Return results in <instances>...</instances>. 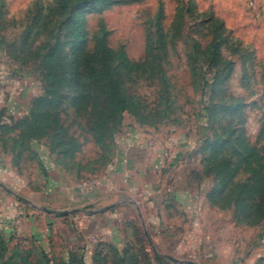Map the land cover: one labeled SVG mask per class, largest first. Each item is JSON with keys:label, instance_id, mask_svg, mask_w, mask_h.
<instances>
[{"label": "rangeland", "instance_id": "1", "mask_svg": "<svg viewBox=\"0 0 264 264\" xmlns=\"http://www.w3.org/2000/svg\"><path fill=\"white\" fill-rule=\"evenodd\" d=\"M161 9L157 52L165 80L158 67L117 75L126 93L153 110L149 122L125 114L121 124L99 128L105 102L96 76L103 67H85L88 89H60L56 113L66 134L26 128L21 150L11 139L23 131L18 122L52 90L47 44L58 32L62 50L52 68L71 76L72 36L56 0H0V122L15 127L0 131V181L14 192L0 187V228L11 250H32L30 264H264V226L238 224L229 207L209 201L215 178L201 155L223 131L264 144V0H116L87 13V49L101 35L142 61ZM56 135L81 144L73 158ZM109 179L115 188L108 199L59 201ZM89 205L67 217L44 211ZM14 262L26 264L22 255Z\"/></svg>", "mask_w": 264, "mask_h": 264}, {"label": "trees", "instance_id": "2", "mask_svg": "<svg viewBox=\"0 0 264 264\" xmlns=\"http://www.w3.org/2000/svg\"><path fill=\"white\" fill-rule=\"evenodd\" d=\"M56 1L63 8L66 15L65 19L68 20L69 34L72 36V73L71 76H68L66 72L57 73L53 71V58L58 49L62 50L60 36L57 32L54 36L55 43L47 44L48 49L44 56L48 69L46 78L50 82L52 90L36 101L35 107L28 117L18 122L17 126L23 127L19 138L11 137L21 150L24 147L22 139L28 135L24 131L26 128L32 127L37 135L53 129L59 134H66V130L61 127L56 113L60 103V89L69 84H73L81 93L88 89L85 80V67L91 66V69H94L100 64L103 67L100 74L96 76L97 86L100 88L105 102L104 110L100 114L101 124L98 125L99 128L110 121L113 125L121 124L125 114L134 116L139 122H149L154 115L153 110L140 97L124 91L118 82L117 75L119 72L124 70L137 73L146 71L150 67H158L162 80H165L166 77L163 69H161V55L157 52L160 48L159 45L162 46L164 43L162 9L157 18L158 30L148 34L144 59L134 61L124 49L111 47L105 36L98 35L96 37L94 50L90 51L86 47L89 38L87 13L93 10L101 11L116 3V0ZM40 18L38 16L37 21ZM212 45L216 47L214 59L221 61L217 52V43ZM210 48L207 49L210 50ZM226 64L229 65V63ZM79 98L82 99V96ZM2 129L4 132H12L15 127L0 122V131ZM54 139H59V146L69 145L70 148L64 151L69 158H73L75 152L81 148V144L73 137H67L68 143L61 135H56ZM201 155L203 158L202 165L207 174L215 178L213 186L208 191L209 201L219 207H229L238 224L264 226V144L260 146L252 144L244 133L238 134L236 130H230L227 134L223 131V135L206 142ZM242 174H245V177H240ZM4 233L3 229L0 228V263L16 264L14 258L22 255L26 264H30L32 261L28 258L32 256V250H29L26 255H23L24 253L21 251L11 250L8 247L10 240Z\"/></svg>", "mask_w": 264, "mask_h": 264}, {"label": "crops", "instance_id": "3", "mask_svg": "<svg viewBox=\"0 0 264 264\" xmlns=\"http://www.w3.org/2000/svg\"><path fill=\"white\" fill-rule=\"evenodd\" d=\"M133 148L134 147L131 146V148H129V150H131ZM125 162L126 161L124 160V163ZM153 164L156 167H160L162 163L160 162V160H158L156 158L155 160H153ZM126 165H127V163H126ZM178 167L179 166L177 164L172 167V171H173V175H174L172 179L176 178L177 177V174L180 173V170H179L180 167L179 168ZM136 168H137V166H136ZM181 172H182V169H181ZM103 184L104 185L98 186V189L99 190L95 189L93 192L88 193L87 195H81V194H78V193L75 194L74 192H72V193L70 192L71 195L69 194L66 197H62V199H59V201L61 202V200H62V203L61 204H64L65 203L66 205H73L74 203H78V197H88L90 199L96 200V202H101L104 199H108V197L105 196L106 192L109 193V190L112 191L113 188H115V185H114V183H113V181L111 179L104 181ZM55 185H57V184H55ZM71 185H72V189L75 188L74 184H71ZM73 197H74V199H72ZM75 200H77V201H75ZM115 206H116V203H112L110 206H108L106 208V210H108V209L110 211L111 210H114V207ZM1 229H3V228H1Z\"/></svg>", "mask_w": 264, "mask_h": 264}, {"label": "water", "instance_id": "4", "mask_svg": "<svg viewBox=\"0 0 264 264\" xmlns=\"http://www.w3.org/2000/svg\"><path fill=\"white\" fill-rule=\"evenodd\" d=\"M0 187L5 190L7 193L10 194H14L13 190L10 189L9 187H7L6 185H4L1 181H0ZM93 205H89L87 207L81 208V207H75V208H71V209H64L62 211H56L53 209H49V208H44V211L47 214L50 215H55V216H60V217H67L73 214H77V213H82L86 211V208H90ZM183 263V262H182ZM185 264H194L192 261H188V262H184Z\"/></svg>", "mask_w": 264, "mask_h": 264}]
</instances>
